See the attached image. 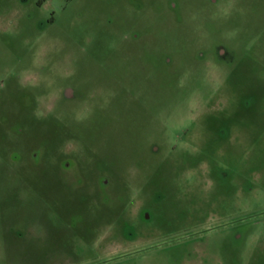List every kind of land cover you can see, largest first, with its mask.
<instances>
[{"label": "rangeland", "instance_id": "1", "mask_svg": "<svg viewBox=\"0 0 264 264\" xmlns=\"http://www.w3.org/2000/svg\"><path fill=\"white\" fill-rule=\"evenodd\" d=\"M0 264H264V0H0Z\"/></svg>", "mask_w": 264, "mask_h": 264}, {"label": "flooded vegetation", "instance_id": "2", "mask_svg": "<svg viewBox=\"0 0 264 264\" xmlns=\"http://www.w3.org/2000/svg\"><path fill=\"white\" fill-rule=\"evenodd\" d=\"M171 5H172V7H175L176 6V4L175 3H171ZM134 38H137L136 36L134 37ZM219 51H220V53H221V56H224L225 55V52L222 50H220L219 49ZM62 96L65 98V99H69L68 97H71L72 99L75 97V94H74V92H73V90H71L70 88H63V90H62ZM64 165L63 166H65L66 164L65 163H63ZM102 180V179H101ZM102 185H105L106 184V180H103L102 181ZM143 217L145 218V219H148L149 218V214L147 213V212H143ZM206 230H211V229H209V228H206Z\"/></svg>", "mask_w": 264, "mask_h": 264}]
</instances>
